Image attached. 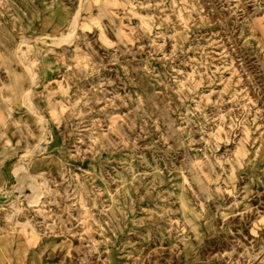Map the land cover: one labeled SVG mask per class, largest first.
I'll return each instance as SVG.
<instances>
[{"label":"rangeland","instance_id":"obj_1","mask_svg":"<svg viewBox=\"0 0 264 264\" xmlns=\"http://www.w3.org/2000/svg\"><path fill=\"white\" fill-rule=\"evenodd\" d=\"M0 107L22 264H264V0H0Z\"/></svg>","mask_w":264,"mask_h":264},{"label":"bare ground","instance_id":"obj_2","mask_svg":"<svg viewBox=\"0 0 264 264\" xmlns=\"http://www.w3.org/2000/svg\"><path fill=\"white\" fill-rule=\"evenodd\" d=\"M47 18L48 20L53 23V24H62L63 23V19L62 16L60 14L59 11H54L51 12L49 14H47ZM76 20L74 21V26H75ZM66 36V35H65ZM30 96V91H27L24 93V97H29ZM3 112V108L0 107V113ZM42 147H44V145H40ZM0 151H3V147L2 144H0ZM259 159L261 158L262 160H264V147L261 146L259 148ZM32 155V153L30 154V156ZM2 158V157H0ZM54 160H45L42 159L41 161H38V163H36V165L38 164H43V166H47L51 163H56L58 161H54ZM35 168L32 167H28L24 164H20L17 168H16V172H19V170H25L26 171V175H28V177L30 178V186L33 189V193L31 195L32 198V202H37L40 194H41V190H40V185L38 183V179L37 177L39 176V174L33 173ZM7 179V174H3L0 171V192L2 193L4 191V183ZM14 206H16V204H13ZM28 224V223H27ZM33 229V228H32ZM10 230V229H9ZM8 229H5L4 227L0 226V264H22V254L21 251L23 249V246L20 245L17 248H13L11 243V240L8 237H6L5 233H7L9 231ZM35 232H37L35 230Z\"/></svg>","mask_w":264,"mask_h":264}]
</instances>
